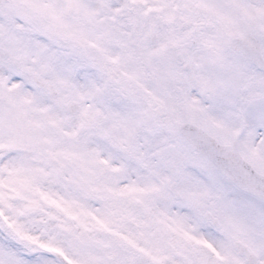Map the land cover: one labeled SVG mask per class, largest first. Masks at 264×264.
<instances>
[{
	"label": "snow or ice",
	"instance_id": "6c2138e0",
	"mask_svg": "<svg viewBox=\"0 0 264 264\" xmlns=\"http://www.w3.org/2000/svg\"><path fill=\"white\" fill-rule=\"evenodd\" d=\"M0 264H264V0H0Z\"/></svg>",
	"mask_w": 264,
	"mask_h": 264
}]
</instances>
